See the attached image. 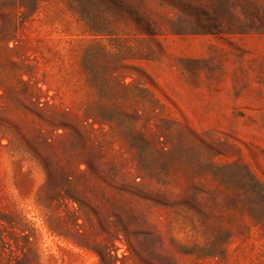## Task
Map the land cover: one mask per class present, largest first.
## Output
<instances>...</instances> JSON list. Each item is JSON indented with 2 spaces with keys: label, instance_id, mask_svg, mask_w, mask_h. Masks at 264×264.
<instances>
[{
  "label": "rangeland",
  "instance_id": "1",
  "mask_svg": "<svg viewBox=\"0 0 264 264\" xmlns=\"http://www.w3.org/2000/svg\"><path fill=\"white\" fill-rule=\"evenodd\" d=\"M93 3L0 0V264H264V0Z\"/></svg>",
  "mask_w": 264,
  "mask_h": 264
},
{
  "label": "trees",
  "instance_id": "2",
  "mask_svg": "<svg viewBox=\"0 0 264 264\" xmlns=\"http://www.w3.org/2000/svg\"><path fill=\"white\" fill-rule=\"evenodd\" d=\"M70 2V4L76 9L77 13L79 14V16H81L83 18V20L87 21L88 24L91 27V30H98V28H95V22L93 21V16L97 13V11L95 10V4L93 3V0H68ZM87 3H89V5H87ZM230 167L229 166H225L222 168H219L218 171L224 173L225 171H227ZM216 174L217 176L220 177V179L223 181L225 178L224 174ZM244 177L241 179L240 178V182L243 185L242 186V190L243 193L245 194V196H256V197H260L262 199H264V191L262 189L261 186H259L257 184L256 188H253L251 190H248L245 187V183H244ZM226 181V180H224ZM228 183V182H227Z\"/></svg>",
  "mask_w": 264,
  "mask_h": 264
}]
</instances>
